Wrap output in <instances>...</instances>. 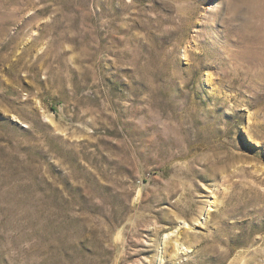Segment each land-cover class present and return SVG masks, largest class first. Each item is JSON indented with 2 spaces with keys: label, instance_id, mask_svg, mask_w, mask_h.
<instances>
[{
  "label": "rangeland",
  "instance_id": "1",
  "mask_svg": "<svg viewBox=\"0 0 264 264\" xmlns=\"http://www.w3.org/2000/svg\"><path fill=\"white\" fill-rule=\"evenodd\" d=\"M0 264H264V0H0Z\"/></svg>",
  "mask_w": 264,
  "mask_h": 264
},
{
  "label": "bare ground",
  "instance_id": "2",
  "mask_svg": "<svg viewBox=\"0 0 264 264\" xmlns=\"http://www.w3.org/2000/svg\"><path fill=\"white\" fill-rule=\"evenodd\" d=\"M181 227V226H180Z\"/></svg>",
  "mask_w": 264,
  "mask_h": 264
}]
</instances>
